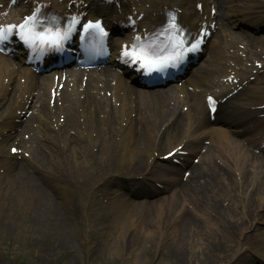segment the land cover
Returning <instances> with one entry per match:
<instances>
[{
	"label": "bare ground",
	"instance_id": "6f19581e",
	"mask_svg": "<svg viewBox=\"0 0 264 264\" xmlns=\"http://www.w3.org/2000/svg\"><path fill=\"white\" fill-rule=\"evenodd\" d=\"M71 1H74L70 6L71 10L82 9L91 15L102 16L109 27L113 25L114 20L121 26L124 18L132 15V8L138 12L137 15L141 13L144 15L138 23L144 28L160 23L163 9H178L181 12V22L196 34L209 23V10L213 8L220 14V17L214 19L216 22L225 21L229 16L223 12L224 7L238 15L236 8L239 5L234 0H140L138 4L129 0H115L120 5L118 10L116 3L110 8L97 4L95 0H61L58 4L52 1V4L65 11ZM4 3L6 0H0V4ZM199 3H203L202 13L196 8ZM142 5H148V8L144 10ZM208 5L210 7L206 13L205 7ZM32 7L35 8L36 5ZM22 8L25 11L20 15L30 11L28 6ZM252 11H256L254 18L264 19L263 6H255ZM248 17L250 19L252 16ZM239 37L248 47L252 45L264 47V36L252 37L239 33ZM210 45L213 60H222L221 44L216 42ZM23 63V60L19 59L13 64L8 58L0 56V101H6L8 112L5 118L0 119L2 138L0 147L11 138L14 130L11 127L13 122H9L10 110H15L13 115L15 118L16 111L20 110L21 113L27 103L23 101V97L27 95L30 99L38 90L41 95L37 94L38 106L35 116L37 120L43 119V122L39 123L34 116H30L22 123V129L26 131L19 134L27 136L30 133L28 145L24 143L23 146L28 147L31 159L29 162L6 164L10 193H13L15 199H20L18 201L21 203L31 202L32 208L36 211L34 216L42 219L37 227L63 231L69 228L68 216L71 214L72 206L68 198L65 202H59L61 195L49 187L53 172L63 178L61 180L63 185L71 183L80 186L84 183L102 182L98 188L102 187L110 193L111 184L105 180V173L110 171L109 166L113 167L115 162H118L126 164L133 174L146 171L149 177L161 179L170 193L166 203H158L160 198L149 202L139 190L133 192V195L141 197L139 201L133 198L122 200L123 213L120 214V210L116 211L113 215L115 217L112 218L114 221L125 222L124 228L119 227L122 234L116 237L119 241L115 243L119 246L128 244L129 239L133 237H135L133 242H138L139 238H142L145 244H151L154 240L156 242V239L162 244L172 241L173 251L168 252L171 263L192 264L198 262L200 258L204 259L209 249L201 250V253L193 256L187 253V248L193 247L198 241L203 242L204 246L213 242L214 233L208 230L206 232V227H224L220 234L224 236V244H236L242 228L254 221L257 225L253 228L255 234L261 233L260 231L264 229V209L261 211L264 206V158L255 155L244 146L249 143L244 144L235 140L231 131H222L218 127L220 125H224V129L240 127L247 133H256L258 139L262 137L260 131L263 128L259 126L262 124L260 115L263 111L260 108L264 102V90L263 98H259L257 83L253 86L255 88L247 93H238L221 104L224 119L216 118L213 122L218 126L209 128L211 121L205 105L202 104L204 94L198 93L197 81L188 85L192 87V93L186 92L183 86L178 88L177 91L182 97H177L179 99L177 102L168 99L169 94L166 92L137 90L133 86L138 87L137 82L130 81L117 70H113L115 64L112 63L111 68L97 72L87 74L71 72L69 74L71 79L58 93L60 100L56 98L54 106L51 107L47 101L50 99L52 84L45 83L48 80L52 82L53 77L41 81L40 76L32 73ZM233 72L235 74L233 69L223 66V77ZM84 75L87 76V80L84 88L79 91ZM213 75L214 70L206 72L202 79L207 80ZM196 76L199 77L197 74ZM20 78L24 79L22 83L19 81ZM60 81L61 79L57 83ZM96 82L100 86H97ZM69 83H73L75 89L69 91ZM200 83L202 84V81ZM217 86L218 90L211 94L219 100L236 89V86L231 85L223 87L222 83ZM108 92H111V98L106 97ZM195 96H198V99ZM113 101L119 105L114 106ZM183 107L187 108L185 112ZM121 122L125 125L121 126ZM33 123H36L35 127L32 126ZM134 131L138 133L139 138H132ZM197 134L200 138L194 139L192 151L180 159L182 161L179 169H172L170 165L164 168L148 165L156 155L152 151L153 147L159 149L178 143L183 145L181 150L187 151L186 139ZM203 140L210 142L204 153L201 147ZM20 142L23 143L21 140ZM254 148L264 153L260 146ZM190 156H198L201 162L197 165L191 164ZM184 169L189 172V176L182 181L178 177H181ZM154 175L157 176L153 177ZM170 175L173 177L176 175L177 181L169 177ZM153 192L157 196L162 193L160 190ZM112 194L114 199H120L122 196ZM184 204L192 211H196L197 215H203L207 222L201 224L195 220L184 210ZM137 209H141L142 212L133 213ZM238 215L240 220H236ZM150 216L156 220V224L162 221L169 222L170 229L162 231L165 227L161 229L156 224L151 228L152 224L148 223ZM251 227L253 225L248 228L252 230ZM61 246H65V243L59 247ZM59 247L53 251L52 248L49 249L46 258L48 256L53 258ZM62 262L61 264H74L70 259Z\"/></svg>",
	"mask_w": 264,
	"mask_h": 264
},
{
	"label": "rangeland",
	"instance_id": "374dc122",
	"mask_svg": "<svg viewBox=\"0 0 264 264\" xmlns=\"http://www.w3.org/2000/svg\"><path fill=\"white\" fill-rule=\"evenodd\" d=\"M255 1L257 0H248L247 2L254 4ZM226 26L229 29V26L234 27V24L227 23ZM134 138H139V135L136 133ZM12 145L13 141L10 140L0 151L2 154L0 160L3 163L6 161L8 148ZM17 147L21 151L18 156L19 160L21 158V160H30L28 150ZM160 153L162 156L164 152L161 150ZM160 160L161 157L158 161L160 162ZM118 164L115 162L113 167L108 165L110 171L104 173L106 177L112 176V192L122 189V192L129 194L124 182H128L131 176L125 173L127 170L125 164H122V166ZM5 170V167L1 164L0 264H61L62 261L67 259H70L71 263L74 264H172L170 255H168V252L173 251L172 241L170 243L166 241L162 244L156 239V242L154 240L151 244H145L142 238H139L138 242H133L135 238L133 237L129 239L128 244L123 246L115 243L117 240L119 241L116 237L122 234L119 227L124 228L125 222L123 220L114 221L112 218L115 217L113 215L116 211L120 210V214L123 213V207L111 199V194L101 196L95 191L97 189L96 182L92 184L84 183L80 186H74L71 183L67 186L60 185L54 182L58 180V177L53 173L50 186L53 184L61 195L58 199L59 202H65L66 198L70 200L72 211L68 216L70 218L68 230L63 231V229L56 228L55 230L52 228L46 230L42 226L37 227L38 222H42V219L40 220L37 215V217L34 216L36 211L32 208L31 202L21 203L18 201L20 199H15L13 193H10ZM121 191L120 193H122ZM236 207L237 205L234 206V208ZM141 212V209H137L133 213L139 214ZM192 215L201 224L207 222L203 215H197L196 213ZM149 218L148 223H151V228H153L157 222L152 216ZM237 218L240 220L239 215ZM237 218L236 220H238ZM156 225L161 229L165 227L162 231L170 229V224L167 221H162ZM205 229L206 232L208 230L214 233L213 242L212 244L209 242V245L204 246L202 245L203 242L198 241L193 247L187 248V253L193 256L201 253V250L206 251V248L209 249L204 259L200 258L198 262L195 261L192 264H228L232 259L235 260L236 264L243 258H245L247 264H256L257 261L264 259V235L256 236L250 231H246L239 238V245L224 247V236L220 235L222 234L221 231H224V227L214 226ZM251 242L256 246L258 245V247L263 246V249L255 248ZM64 243L65 246L59 247L60 244L64 245ZM56 247H59L56 255H53V258H49V256L46 258L48 250L51 248L52 251L56 250ZM225 249H227L226 252H224ZM256 249H259V251L256 252ZM216 251L223 253L219 261L218 258H215Z\"/></svg>",
	"mask_w": 264,
	"mask_h": 264
},
{
	"label": "snow or ice",
	"instance_id": "6c2138e0",
	"mask_svg": "<svg viewBox=\"0 0 264 264\" xmlns=\"http://www.w3.org/2000/svg\"><path fill=\"white\" fill-rule=\"evenodd\" d=\"M37 13L33 12V14L30 17H26L24 19V22L19 25L20 31L17 33L19 38L29 47H33L35 45H39L41 49L44 47L48 48H59L61 41L66 38V33L64 35H61L59 32H50L47 29H43L42 31H37V27H40L36 24L37 20ZM97 28L103 33V29L100 28L99 22H97L95 25H85V28ZM12 27L9 26L7 29L0 27V42H2L6 35L12 34ZM199 42L193 44V48L197 46ZM128 55V53H126ZM135 59L142 61V67L147 65H151L153 63V60L148 56L147 53H133L132 54ZM159 66L155 69L159 71L162 67L166 66L165 62H159L157 61ZM15 151V150H13Z\"/></svg>",
	"mask_w": 264,
	"mask_h": 264
}]
</instances>
